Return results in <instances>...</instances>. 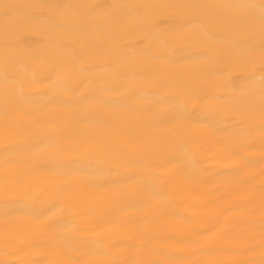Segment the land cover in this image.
Instances as JSON below:
<instances>
[{
	"label": "bare ground",
	"instance_id": "1",
	"mask_svg": "<svg viewBox=\"0 0 264 264\" xmlns=\"http://www.w3.org/2000/svg\"><path fill=\"white\" fill-rule=\"evenodd\" d=\"M0 264H264V0H0Z\"/></svg>",
	"mask_w": 264,
	"mask_h": 264
}]
</instances>
